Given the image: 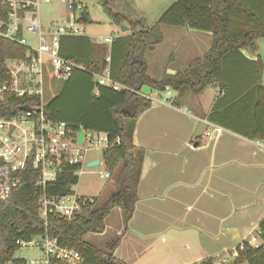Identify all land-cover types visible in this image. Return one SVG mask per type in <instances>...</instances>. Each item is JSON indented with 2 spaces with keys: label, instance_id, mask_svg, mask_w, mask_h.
Wrapping results in <instances>:
<instances>
[{
  "label": "crops",
  "instance_id": "crops-1",
  "mask_svg": "<svg viewBox=\"0 0 264 264\" xmlns=\"http://www.w3.org/2000/svg\"><path fill=\"white\" fill-rule=\"evenodd\" d=\"M114 1L113 12L126 21L143 18L146 27L173 3L151 0L154 19L148 21L147 11L131 18L123 11L128 0ZM241 1L264 19V0ZM63 8L49 19L39 15L43 26L69 17V8ZM83 25L84 32L78 36L108 46L132 33L127 22L122 24L125 30L108 34L87 32ZM161 31L163 40L144 52L147 74L155 80L183 71L211 44L209 31L170 25H162ZM106 37L111 40L105 42ZM259 39L228 52L213 82L198 94L190 89L170 88L168 94L151 88V105L139 114L133 132V143L144 150L133 214L125 222L123 210L114 207L105 218L104 231L99 236L89 233L93 241L86 235L88 244L103 251L106 243L119 238L113 255L127 264H193L233 258L235 246L243 239L261 243L264 138H253L260 63L264 86V40ZM168 96L173 97L172 103L166 101ZM252 190L257 196L251 197Z\"/></svg>",
  "mask_w": 264,
  "mask_h": 264
},
{
  "label": "trees",
  "instance_id": "trees-1",
  "mask_svg": "<svg viewBox=\"0 0 264 264\" xmlns=\"http://www.w3.org/2000/svg\"><path fill=\"white\" fill-rule=\"evenodd\" d=\"M101 7L118 25L125 22L132 33L126 40L111 44L92 42L87 36L66 35L60 39L59 54L81 65L66 79L53 76L48 59L43 58L42 102L46 116L52 120H65L74 128L107 134L108 146L101 151L105 168L110 172L115 190L104 201L93 198L72 219L57 213L47 214L45 224L39 216V199L43 191L48 195L71 193L78 182L73 174L77 166L65 165L54 181L45 189L32 181L34 175L28 167L22 172L23 184L14 190L8 202L0 201V264H24V258H15L19 248L15 240L28 241L32 237L47 234L60 246L79 252L80 264H127L116 258L113 251L119 238L97 250L85 241L89 233H102L105 218L114 207L123 210L127 222L137 201V185L140 179L144 150L133 143V132L139 114L152 102L149 95L140 91L142 85L165 91L169 87L182 92L190 89L200 93L213 82L222 67L223 57L230 51L252 46L257 38L264 39V19L241 0H175L163 11L156 22L146 27L145 20L126 21L125 17L111 9V0H98ZM88 23V12L85 10ZM162 25L184 26L209 31L211 44L201 58H196L183 71L163 74L158 80L147 74L146 49L163 40ZM122 42V43H121ZM25 47L0 36V71L6 70V59L24 56ZM117 61L114 64V57ZM258 70L257 101L254 106L256 131L253 138H264V86L260 84ZM108 69L110 78L123 86L120 89L97 84L94 74ZM39 104L40 98L18 97L7 94L0 103V116L22 111L25 104ZM118 140L116 141V139ZM261 243L253 246L243 239L234 248L236 256L222 264H264V218L258 223ZM215 258L200 263L214 264ZM49 264H68L51 258Z\"/></svg>",
  "mask_w": 264,
  "mask_h": 264
},
{
  "label": "built area",
  "instance_id": "built-area-1",
  "mask_svg": "<svg viewBox=\"0 0 264 264\" xmlns=\"http://www.w3.org/2000/svg\"><path fill=\"white\" fill-rule=\"evenodd\" d=\"M51 1L0 0V36L26 49L24 56L6 59V70L0 71V103L7 94L40 98L39 104L27 103L20 112L0 116V201L3 202H8L11 193L21 188L24 182L22 172L28 167L34 174L32 181L43 190L47 183L55 180L65 165L77 166L73 174L78 178L84 172L96 173L101 179L110 176L106 168L95 171L94 167L103 163V160L91 157L92 151L101 152L108 146L105 132L87 130L82 126L74 128L65 120L48 118L44 112L43 58L48 59L53 76L57 79H66L74 68H82L73 60L62 57L59 48L62 36L83 34L81 12L85 11V0H62L69 8L70 16L44 27L39 18V7ZM29 38L33 41H28ZM110 40L111 37L104 39L105 42ZM95 78L98 80L97 84L116 90L123 88L110 78L108 69L103 74H94ZM165 90L170 94L169 87ZM166 101L172 103L173 97L168 96ZM24 106L31 109H24ZM82 130L83 137L79 141ZM262 146L264 147V143ZM94 160H98V163L90 165L89 162ZM92 201L93 198L80 195L75 190L63 195H48L43 191L39 199V216L45 224L47 214L51 212L69 220L80 214L87 202ZM35 237H38L35 241L33 237L28 241L15 240L19 248L35 245L41 252L38 257L25 259L24 264H49L51 258L68 264H80L81 258L77 250L60 246L55 238L47 234ZM249 243L253 245V242ZM235 256L234 251L233 257ZM227 261V258H221L215 260L214 264Z\"/></svg>",
  "mask_w": 264,
  "mask_h": 264
},
{
  "label": "rangeland",
  "instance_id": "rangeland-1",
  "mask_svg": "<svg viewBox=\"0 0 264 264\" xmlns=\"http://www.w3.org/2000/svg\"><path fill=\"white\" fill-rule=\"evenodd\" d=\"M170 1L174 2V0H170ZM118 2H119L118 0L114 1V3H118ZM99 4L100 3L98 2V0H85L84 2V6L86 11L88 12V18H89V22L85 23V25L87 26L86 31L87 32L90 31L91 33L95 32L97 34L99 33L108 34L111 31H113L114 33H118V31L121 29L120 25L116 24L113 21L111 22L112 18H110L109 14H107L106 11L103 9V7L99 6ZM63 6H66L65 3L62 4V2H60L59 0H52L51 3L40 5L39 15H42L44 20L49 19L51 15L56 16L57 14L61 13V11L64 9ZM123 7L125 9V10L123 9V11H125V13L129 15L131 18L136 17V14L140 13V11H144V13H146L147 11V14L145 15L148 17V21H152L154 19L153 14H151L150 12V9L152 7L151 0H128V3L126 5L124 4ZM167 37L168 40H172L169 35ZM29 39L30 41H33L31 40V38ZM259 40H264V39L260 38ZM91 156L102 159V153L99 150L92 151ZM84 169H86V167ZM94 169L95 171L98 170L103 171L105 169V166L103 165V163H101L100 165L94 167ZM72 189L75 190L76 193L83 195L85 197L88 198L97 197L99 201H104L107 198V196L112 191L115 190V186L111 176H109L108 178L101 179L98 177L96 173L84 172L79 175L78 182L72 186ZM250 193H251L250 194L251 197L257 196L255 190L250 191ZM111 230H112L111 224L110 222H108L107 225L108 235L110 234ZM91 235L99 236L98 233H91ZM91 235L89 234L87 239L93 241L92 238L95 237H91ZM33 239L35 241L38 239V237H33ZM251 241H253V239H251ZM40 254L41 252L37 246L28 245L18 248L14 254V257L30 259L33 257H38ZM221 258L222 257L219 258L217 257L215 258V260H221ZM6 264H12V263H6Z\"/></svg>",
  "mask_w": 264,
  "mask_h": 264
},
{
  "label": "water",
  "instance_id": "water-1",
  "mask_svg": "<svg viewBox=\"0 0 264 264\" xmlns=\"http://www.w3.org/2000/svg\"><path fill=\"white\" fill-rule=\"evenodd\" d=\"M81 17L83 18V20L86 19L85 12H81ZM126 28H127V26H125V25H121V29H122V30H125ZM94 82H95V83L98 82L97 78L94 79ZM140 91H141L143 94H145V95H149L150 92H151V87H150L149 85L144 84V85L141 86ZM23 108H24V109H31L29 106H24ZM83 133H84L83 130L79 133V137H78V140H79V141L82 140ZM97 163H98V160H94V161L89 162L90 165H95V164H97Z\"/></svg>",
  "mask_w": 264,
  "mask_h": 264
}]
</instances>
